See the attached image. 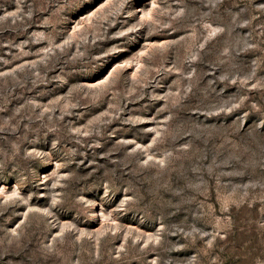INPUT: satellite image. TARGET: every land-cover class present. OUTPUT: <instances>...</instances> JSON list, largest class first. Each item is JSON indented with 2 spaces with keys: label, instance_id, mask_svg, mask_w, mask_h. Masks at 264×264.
Returning <instances> with one entry per match:
<instances>
[{
  "label": "rangeland",
  "instance_id": "374dc122",
  "mask_svg": "<svg viewBox=\"0 0 264 264\" xmlns=\"http://www.w3.org/2000/svg\"><path fill=\"white\" fill-rule=\"evenodd\" d=\"M0 264H264V0H0Z\"/></svg>",
  "mask_w": 264,
  "mask_h": 264
}]
</instances>
